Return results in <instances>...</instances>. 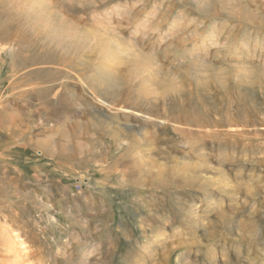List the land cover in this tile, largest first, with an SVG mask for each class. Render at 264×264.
Segmentation results:
<instances>
[{
    "label": "rangeland",
    "instance_id": "1",
    "mask_svg": "<svg viewBox=\"0 0 264 264\" xmlns=\"http://www.w3.org/2000/svg\"><path fill=\"white\" fill-rule=\"evenodd\" d=\"M0 264H264V0H0Z\"/></svg>",
    "mask_w": 264,
    "mask_h": 264
},
{
    "label": "bare ground",
    "instance_id": "2",
    "mask_svg": "<svg viewBox=\"0 0 264 264\" xmlns=\"http://www.w3.org/2000/svg\"><path fill=\"white\" fill-rule=\"evenodd\" d=\"M188 170V169H187ZM160 236V235H159ZM159 236H156V237H159ZM162 237V236H161ZM156 239V238H155ZM162 240L164 239L163 237L161 238ZM161 239H160V241H161ZM158 240H155V242L154 243H156ZM159 241V242H160Z\"/></svg>",
    "mask_w": 264,
    "mask_h": 264
}]
</instances>
